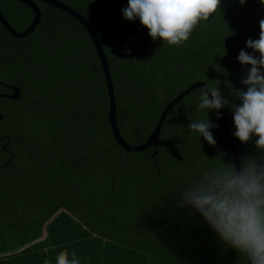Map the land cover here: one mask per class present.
<instances>
[{"label": "trees", "instance_id": "1", "mask_svg": "<svg viewBox=\"0 0 264 264\" xmlns=\"http://www.w3.org/2000/svg\"><path fill=\"white\" fill-rule=\"evenodd\" d=\"M61 1L99 38L127 143L143 144L165 105L203 82L229 101L222 110L240 163L262 159L257 137L236 139L231 108L242 103L237 91H247L242 81L251 66L238 56L252 55L246 42L259 39L260 0H221L178 46L153 41L138 18L126 20L128 0ZM36 3L41 19L26 37L14 39L0 24V82L20 92L16 100L0 97V264H56L65 250L80 264H248L183 205V189L221 163L234 164L216 111L207 112L217 125L210 129L215 145L188 128L205 119L200 89L168 111L155 156L153 147L126 153L107 120L108 95L88 33L65 12ZM0 13L18 32L33 18L14 0H0ZM11 93L0 86V94Z\"/></svg>", "mask_w": 264, "mask_h": 264}, {"label": "clouds", "instance_id": "2", "mask_svg": "<svg viewBox=\"0 0 264 264\" xmlns=\"http://www.w3.org/2000/svg\"><path fill=\"white\" fill-rule=\"evenodd\" d=\"M244 3L240 0L241 5ZM260 3L264 5V0ZM220 5L221 0H128L123 15L129 22L138 18L153 41L160 39L167 45L178 46L189 39L201 21H208ZM246 46L253 54L241 50L238 56L241 65L251 68L242 81L247 91H237L242 103L231 104L234 135L242 144L257 137L255 147L262 159L242 157L239 167L221 163L183 189L181 195L183 205L195 209L223 244L247 257L248 264H264V19L259 22V39H249ZM255 53H259V58ZM203 85L198 109L205 110V119L191 122L188 128L209 145H215L210 129L217 125L210 122L207 112L216 111L220 119L219 110L229 101L222 99L219 87ZM56 264L80 261L74 251L65 250L57 255Z\"/></svg>", "mask_w": 264, "mask_h": 264}, {"label": "water", "instance_id": "3", "mask_svg": "<svg viewBox=\"0 0 264 264\" xmlns=\"http://www.w3.org/2000/svg\"><path fill=\"white\" fill-rule=\"evenodd\" d=\"M20 3H23L27 5L32 13H33V18L29 26L22 32L16 31L7 21V19L0 13V24L2 27L13 37L14 39H22L32 33L37 25L40 22L41 19V12L40 9L36 3V1L50 5L60 11L65 12L69 16H71L73 19H75L88 33L90 40L92 41L96 54L98 56V59L100 61V65L102 68V73L104 77V82L106 86V91L108 95V112H107V120L110 125V129L113 135L114 140L116 143L123 148V150L126 153L130 152H143L147 151L150 148H154L153 150V156H155L156 149L158 147L159 143V134L160 130L162 128L164 119L166 117V114L168 111L178 104L181 100L184 99L190 92H192L195 89H200L201 87H204L203 82H195L192 85H190L188 88H186L184 91L179 93L175 98H173L170 102H168L163 110L160 113L159 119L156 123V126L154 127V130L152 133L147 137L146 141L141 144V145H131L127 143L122 136L119 133L118 126H117V121H116V99H115V94H114V89H113V83H112V78H111V73H110V68H109V63L107 60V57L105 55V52L103 50V47L99 41V38L94 30V28L91 26V24L88 22V20L80 14L78 11H76L74 8L70 7L69 5L63 3L61 0H14ZM0 86L6 87L12 91L11 94H0V97L2 98H8L12 100H16L20 97V92L19 88L16 86H12L9 84H5L0 82ZM220 113V118L222 119L226 132L228 134L229 142H230V147L232 150V153L234 155V164L239 167L240 161H239V156L236 151L235 145H234V140H233V135L231 128L227 122V119L225 117V114L222 109L219 110ZM2 119V116L0 115V120ZM9 142V140H8ZM5 145L2 146L4 148ZM10 159L8 160V162Z\"/></svg>", "mask_w": 264, "mask_h": 264}, {"label": "flooded vegetation", "instance_id": "4", "mask_svg": "<svg viewBox=\"0 0 264 264\" xmlns=\"http://www.w3.org/2000/svg\"><path fill=\"white\" fill-rule=\"evenodd\" d=\"M8 152V151H7Z\"/></svg>", "mask_w": 264, "mask_h": 264}]
</instances>
